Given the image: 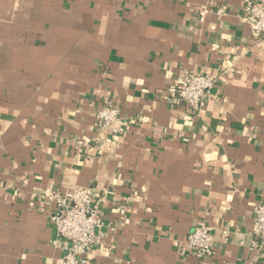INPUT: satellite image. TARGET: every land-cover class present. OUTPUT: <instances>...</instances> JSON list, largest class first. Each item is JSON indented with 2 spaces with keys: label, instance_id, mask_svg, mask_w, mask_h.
I'll use <instances>...</instances> for the list:
<instances>
[{
  "label": "crops",
  "instance_id": "obj_1",
  "mask_svg": "<svg viewBox=\"0 0 264 264\" xmlns=\"http://www.w3.org/2000/svg\"><path fill=\"white\" fill-rule=\"evenodd\" d=\"M245 0H0V264H57L43 193L91 187L89 264H264V41ZM214 79L200 111L175 96ZM120 110L111 143L102 100ZM87 142L81 153L76 146ZM197 222L213 255L187 247ZM228 233V240L222 234Z\"/></svg>",
  "mask_w": 264,
  "mask_h": 264
},
{
  "label": "built area",
  "instance_id": "obj_2",
  "mask_svg": "<svg viewBox=\"0 0 264 264\" xmlns=\"http://www.w3.org/2000/svg\"><path fill=\"white\" fill-rule=\"evenodd\" d=\"M243 21L251 32L264 41V0H245ZM214 79L207 74H185L178 83L175 96L192 111H200L210 96ZM120 123V110L109 100H102L96 111V129L107 133L105 142L111 143L123 132ZM87 142L77 143L81 153ZM51 207L49 214L53 223L56 240L54 246L61 252L57 264H89L90 254L102 238L100 199L89 186H75L65 195L56 189L43 193ZM254 223L251 232L250 252L264 253V202L254 205ZM228 233L222 238L227 241ZM212 228L197 222L187 237L188 250L195 256L208 259L213 255Z\"/></svg>",
  "mask_w": 264,
  "mask_h": 264
}]
</instances>
